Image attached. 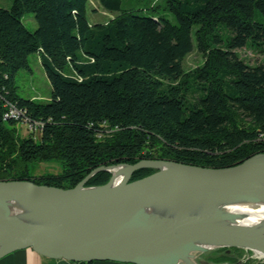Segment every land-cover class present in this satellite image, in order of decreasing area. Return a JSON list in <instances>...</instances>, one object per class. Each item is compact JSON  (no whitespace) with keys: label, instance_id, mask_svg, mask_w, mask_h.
<instances>
[{"label":"trees","instance_id":"1","mask_svg":"<svg viewBox=\"0 0 264 264\" xmlns=\"http://www.w3.org/2000/svg\"><path fill=\"white\" fill-rule=\"evenodd\" d=\"M88 3L0 6V180L69 188L102 164L226 167L264 153V59L250 64L237 53L264 54V0H99L113 13L105 22L90 21ZM25 12L34 14V31ZM194 47L204 59L188 83L183 60ZM32 53L50 82L48 99L16 91L15 75ZM6 99L34 126L27 135L2 116ZM47 159L59 160L64 173L28 171ZM153 171L138 169L131 179ZM107 175L97 172L88 184Z\"/></svg>","mask_w":264,"mask_h":264},{"label":"water","instance_id":"2","mask_svg":"<svg viewBox=\"0 0 264 264\" xmlns=\"http://www.w3.org/2000/svg\"><path fill=\"white\" fill-rule=\"evenodd\" d=\"M113 168L122 175L118 182ZM141 168L157 171L131 180ZM100 170L111 172L110 179L86 186ZM259 200H264V153L226 167L171 159L103 165L71 188L0 180V258L31 248L72 262L198 264L195 253L206 252L205 241L264 251V224L234 225L238 213L216 209ZM13 205L26 208L33 218L16 216Z\"/></svg>","mask_w":264,"mask_h":264},{"label":"rangeland","instance_id":"3","mask_svg":"<svg viewBox=\"0 0 264 264\" xmlns=\"http://www.w3.org/2000/svg\"><path fill=\"white\" fill-rule=\"evenodd\" d=\"M149 1L156 2L158 0H149ZM10 4H11V0H0L1 7L7 8L10 6ZM112 15L113 13L105 10L100 5L99 0H89L88 18L90 19L91 22H95V21L105 22V21H108ZM22 19H23L24 24L29 30L31 31L35 30L37 23L34 18L33 12H25L23 14ZM237 53L239 54L241 58H243L245 61H247L250 64H255L264 59V54L254 51L249 47H246V48L243 47V48L237 49ZM203 59H204L203 55L201 54V52L197 50L196 47H194V49L184 58L183 77L185 80H187L188 83L191 82L190 74L195 68H197L198 66L202 64ZM28 62H29V68L20 69L15 75V85H16L17 93L20 96L27 97V98H35V99H41V100L48 99L51 94V85L46 76L44 67L40 61L39 55L37 53L30 54L28 56ZM24 124L25 123L22 122L21 120L16 121L15 126H16V131L18 135H22V136L27 135V133L29 132V128H31L30 124L28 123V125L26 126ZM103 165L105 164L99 165L98 167L103 166ZM152 169L155 170L153 172L157 171L156 168H152ZM28 171H30V173L34 177H38V178L51 177L52 178V177H57L63 174L64 167L59 160L47 159V160L33 162L32 165L29 167ZM100 171L108 173L106 177H102V179L106 178V182H107L112 176V173L106 170H100ZM100 171H97V172H100ZM97 172H95L93 175H95ZM141 174L143 175L145 173L142 172ZM84 178H82L81 180H83ZM81 180H79L77 183H79ZM88 180L85 184L86 186L101 185V184H88ZM50 186H55V185H50ZM56 187H59V186H56ZM195 255H196L195 261L198 264H204V262L220 263V264H227V263L264 264V257L256 255L253 249L237 247V246L217 247V248H212V249L209 248V250H206V252H198V253H195Z\"/></svg>","mask_w":264,"mask_h":264},{"label":"bare ground","instance_id":"4","mask_svg":"<svg viewBox=\"0 0 264 264\" xmlns=\"http://www.w3.org/2000/svg\"><path fill=\"white\" fill-rule=\"evenodd\" d=\"M112 170L117 173L115 182H118L121 179L122 175L117 171L116 168H113ZM216 209L223 214L232 212L238 213L239 217L233 222L234 225L246 228H254L260 226L261 224H264V200L223 203L218 204L216 206ZM12 212L16 216L24 219L31 220L33 218L29 210L19 205H13ZM202 244L207 248V250H209V248H217L214 242L211 241H205ZM253 250L256 255L264 257L263 250L256 248H253Z\"/></svg>","mask_w":264,"mask_h":264},{"label":"crops","instance_id":"5","mask_svg":"<svg viewBox=\"0 0 264 264\" xmlns=\"http://www.w3.org/2000/svg\"><path fill=\"white\" fill-rule=\"evenodd\" d=\"M0 264H75L66 259H55L40 255L31 248H22L0 258ZM90 264H131L115 260L93 261Z\"/></svg>","mask_w":264,"mask_h":264},{"label":"built area","instance_id":"6","mask_svg":"<svg viewBox=\"0 0 264 264\" xmlns=\"http://www.w3.org/2000/svg\"><path fill=\"white\" fill-rule=\"evenodd\" d=\"M3 108L4 110H2L1 113L4 118H10L16 121L21 120L22 111L16 103L6 99L5 101H3ZM30 126L31 128L34 127L33 125H31V123Z\"/></svg>","mask_w":264,"mask_h":264},{"label":"flooded vegetation","instance_id":"7","mask_svg":"<svg viewBox=\"0 0 264 264\" xmlns=\"http://www.w3.org/2000/svg\"><path fill=\"white\" fill-rule=\"evenodd\" d=\"M229 249V248H228ZM239 264V263H238Z\"/></svg>","mask_w":264,"mask_h":264}]
</instances>
